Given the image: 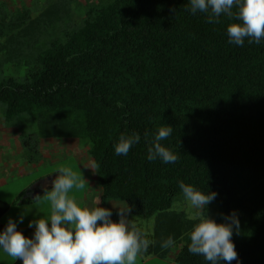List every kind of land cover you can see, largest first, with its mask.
Wrapping results in <instances>:
<instances>
[{"label": "trees", "instance_id": "obj_1", "mask_svg": "<svg viewBox=\"0 0 264 264\" xmlns=\"http://www.w3.org/2000/svg\"><path fill=\"white\" fill-rule=\"evenodd\" d=\"M208 16L193 14L189 0H107L81 20L73 16L75 24L57 36L43 17L30 26L19 20L18 32L1 23L0 54L25 76L0 81V103L8 120L26 115L44 137L82 142L102 205L122 201L129 215L157 219L156 228L165 215L182 217L173 231L175 264H210L188 251L196 221L173 210L180 182L217 193L224 217L245 213L250 238L234 243L238 260L231 264H264V39L229 43L227 27L239 21L221 14L209 23ZM169 125L160 143L177 161H149L158 129ZM133 133L139 142L116 155L119 137ZM26 193L19 203L32 201ZM10 208L0 199V219ZM17 230L29 238L35 231ZM146 238L156 243L143 255L163 256L158 235Z\"/></svg>", "mask_w": 264, "mask_h": 264}, {"label": "clouds", "instance_id": "obj_2", "mask_svg": "<svg viewBox=\"0 0 264 264\" xmlns=\"http://www.w3.org/2000/svg\"><path fill=\"white\" fill-rule=\"evenodd\" d=\"M237 10L234 12L233 8ZM189 10L195 14L209 13V23H219L221 14L238 20L227 27L229 43L243 45L260 43L264 39V0H189ZM171 125L158 129L151 146L148 160L157 158L164 163H174L178 156L160 141L172 133ZM147 136V133L145 134ZM139 134L121 135L114 146L116 155H127L133 144L139 142ZM58 174L51 181V190L42 185L44 195H36L34 201L43 199L50 204V216L29 222L35 228L32 238L17 230L11 218L0 233V249L12 260L22 264H137V258L146 253L156 242L146 238L140 227L129 219L131 206L125 203L118 208V221L111 219L110 209L100 206H80L73 190H83L88 184L81 171L61 164ZM184 199L195 210L196 221L190 232L188 251L202 256L210 264L238 260V253L232 241L233 230H239L235 212L224 217V223H217L206 212V206L217 193L197 190L192 185L179 183ZM23 222V217L20 218ZM172 236L161 241V249L174 245Z\"/></svg>", "mask_w": 264, "mask_h": 264}, {"label": "rangeland", "instance_id": "obj_3", "mask_svg": "<svg viewBox=\"0 0 264 264\" xmlns=\"http://www.w3.org/2000/svg\"><path fill=\"white\" fill-rule=\"evenodd\" d=\"M100 1L107 2V0H0V24L2 23L4 26L10 25L7 27L10 31L18 32L21 30L17 26L19 20H25V26H30L33 20L43 17L42 20L45 21L43 26H52L50 29H56L55 36H57L60 35V30L62 28L69 26L70 23L74 25L76 17L81 20L89 9L96 7ZM53 9L59 14L53 15L49 13V10ZM25 17L27 18L25 19ZM50 40L51 37L42 39L43 42H49ZM6 56V53H3V55L0 54V81L11 76L18 77L17 75H20L24 77L25 70L23 68H11V66L4 61L7 58ZM4 65L10 70L3 71ZM1 105L4 107L3 104ZM13 124L14 127H12V129L15 130L16 134L11 140L0 141V145L2 146L0 147V151H12V149H14L13 146H18L19 148L23 147L22 149L27 152V162L35 164L38 167L32 169L30 176H25L23 179H15L12 184L0 188V199L11 204L10 211L0 220V224L7 225L11 218L16 222V226L25 227V225H29L30 221L39 218L47 219L50 216L49 203L41 199L40 201H31L29 204H22L18 202V199L21 197L20 194H22V191H24V193L27 192L24 198H35L36 192L30 191V188H27V186L34 180L48 177L55 179L58 174L57 169L61 164L70 166L75 171H81L84 178L88 181L85 189L79 191L73 190V192L70 193L76 197L77 203L82 207L97 206L95 192V183L97 181L96 171L92 164L91 157L87 154L86 147H83L82 142L61 135L44 137L39 121L32 120L26 115L18 117L14 120ZM25 189H28L29 192L25 191ZM109 203H117L118 207L125 205L124 202L115 200ZM98 205L100 206V204ZM173 210L177 213L185 212L191 219L195 216V210L189 206L184 196H180L176 199ZM115 211L118 212L119 209L116 208ZM206 212L217 223L225 222L221 207L214 201L206 206ZM236 215L239 220V230L238 232L236 229L233 230L232 241L233 243L247 241L250 238L248 218L243 212H238ZM21 217H23V222H20ZM128 218L133 219L146 235L154 236L156 226L155 218H135L131 215H128ZM115 220H119L118 215H116ZM0 233L2 232L0 231ZM177 246L180 245L177 244ZM5 257L9 258V256L0 249V264ZM137 264H143L139 257L137 258ZM149 264L164 263L159 261ZM165 264L167 263L165 262Z\"/></svg>", "mask_w": 264, "mask_h": 264}, {"label": "crops", "instance_id": "obj_4", "mask_svg": "<svg viewBox=\"0 0 264 264\" xmlns=\"http://www.w3.org/2000/svg\"><path fill=\"white\" fill-rule=\"evenodd\" d=\"M5 68V67H3ZM8 68V67H7ZM14 120H8L7 117L5 116V107H3L0 104V141H5V140H11L15 136L16 132L15 130L12 129L14 127L13 125ZM16 144V143H15ZM18 144V143H17ZM75 146V145H74ZM0 147H2L0 145ZM14 149L12 151L4 150L0 151V188L6 187L12 182L15 181V179H23L25 176H30V172L32 171L33 168L38 167L35 164H31L27 162V152L18 146H13ZM92 160V159H91ZM93 164V163H92ZM53 179L51 177L44 178V179H39V180H34L27 186V188H30V191L32 190L36 192V195H43L44 191L42 189V185H46L48 190L51 189L52 184L51 181ZM32 188V189H31ZM95 192H96V205L103 208H108L112 212L111 219L113 221H116V211L115 207L117 206V203H107L105 205H102L101 203V195H102V187L96 181L95 183ZM25 191H28V189H25ZM24 191H22V194ZM20 194V196L22 195ZM2 200V199H1ZM34 201V198L31 199ZM31 203V202H30ZM29 204V203H27ZM123 207V206H122ZM11 209V208H10ZM10 211V210H9ZM8 211V212H9ZM8 212L6 214H8ZM5 214V215H6ZM4 215V216H5ZM4 216L1 218L3 219ZM0 219V220H1ZM183 218L182 217H177L173 215H165L162 217V223L160 222V226L157 227V219H156V226H155V234L158 235V241H161L167 239L169 236H172L173 238V231L178 230L179 227L183 226ZM1 226H7L0 224ZM17 228H29V229H35L34 227L30 228L28 225L24 226H17ZM179 247H171L170 249H161V247H158L159 252L161 254H164L163 256H145V255H140L139 258L142 260L143 264H149V263H156V262H165L167 264H175V258L178 252ZM17 260H12L10 257L9 258H3L1 261V264H14Z\"/></svg>", "mask_w": 264, "mask_h": 264}]
</instances>
